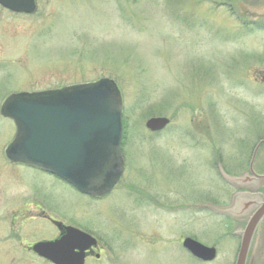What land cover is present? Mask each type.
<instances>
[{
	"label": "rangeland",
	"instance_id": "374dc122",
	"mask_svg": "<svg viewBox=\"0 0 264 264\" xmlns=\"http://www.w3.org/2000/svg\"><path fill=\"white\" fill-rule=\"evenodd\" d=\"M36 7L29 16L0 7V105L12 94L112 80L125 171L102 201L27 168L9 175L3 150L15 129L0 117V264H49L25 249L57 236L40 210L94 236L100 257L85 264H234L256 208L227 212L237 191L214 162L219 154L221 170L239 178L264 140V0H36ZM156 117L171 123L150 133L145 123ZM253 169L264 173V146ZM253 188L250 197L264 199V180ZM186 237L215 247L216 259L193 260L181 247ZM247 264H264V222Z\"/></svg>",
	"mask_w": 264,
	"mask_h": 264
},
{
	"label": "water",
	"instance_id": "95a60500",
	"mask_svg": "<svg viewBox=\"0 0 264 264\" xmlns=\"http://www.w3.org/2000/svg\"><path fill=\"white\" fill-rule=\"evenodd\" d=\"M0 6L15 14L31 15L36 10L35 0H0ZM122 101L116 84L110 79L63 87L38 93H19L7 97L0 106V115L13 121L16 134L5 150L13 163L26 162L67 182L82 194L100 197L112 191L123 173L121 157ZM169 124L166 118H150L145 128L160 132ZM249 170L252 176L224 180L237 188L248 187L264 176ZM257 210L242 232L235 264H246L252 237L264 218V201L258 197L234 198L232 211L244 215ZM54 226L59 238L32 245L31 252L51 264H84L87 252L96 247L91 236L59 222ZM182 247L194 258L209 262L216 256L214 248L205 247L185 238Z\"/></svg>",
	"mask_w": 264,
	"mask_h": 264
},
{
	"label": "flooded vegetation",
	"instance_id": "af4514ba",
	"mask_svg": "<svg viewBox=\"0 0 264 264\" xmlns=\"http://www.w3.org/2000/svg\"><path fill=\"white\" fill-rule=\"evenodd\" d=\"M170 123H171V120H170ZM170 123H169V125H170ZM208 133H207V127H206V125L204 124V127H202V129H201V131L199 132V136H200V146L199 147H203V148H206L207 147V138H206V135H207ZM188 136H190V132L188 133ZM216 144L217 143H215L214 145L216 146ZM212 145V144H211ZM8 146V145H7ZM6 146V147H7ZM218 146V145H217ZM5 147V148H6ZM202 148V149H203ZM250 146H248V147H246V148H243V149H240V151H245V152H248L250 149ZM4 151L5 150H3V157H4V160H5V162L10 166V169L12 170L13 168L14 169H18V168H27V169H29V170H32V171H35V172H39V173H41V174H45V175H48V174H46V173H44V172H42L41 170H39V169H37V168H35V167H32V166H29L28 164H26V163H12V162H10L9 160H7L6 159V157H5V154H4ZM254 151V148L252 149V152ZM216 152H219L220 154L222 153V148L220 149H218V151H216ZM245 152H242V154H244ZM241 153V152H240ZM252 155V154H251ZM217 159H216V161L214 162L215 164H217L216 165V167L217 168H221L222 167V160H221V158H220V156H219V154H217ZM238 161H240V163H239V165L240 164H243L244 162H245V160H244V158H238ZM249 163H250V159H249V161H248V164H247V167L249 166ZM15 172H17V170H15V171H8V173H9V175H11V174H16ZM256 174H258V173H256ZM259 175V174H258ZM48 176H50V175H48ZM50 177H52V178H54L57 182H59V183H62L59 179H57V178H55V177H53V176H50ZM248 185H251V182H248L247 183ZM247 185V186H248ZM32 194L34 195V191L32 190ZM246 194H248V192H247V190H238L237 191V193H236V195L238 196V195H246ZM88 199H90V198H88ZM90 200H101V198H95V199H93V198H91ZM36 210H38V209H36ZM36 212H39V213H41L40 215H42L43 216V218H44V220H47L51 225H52V221H56V220H54V219H51V218H48V217H46V216H44V212L42 211V210H40V211H36ZM258 232H259V229H258ZM57 235H58V232H57ZM256 237H257V234H256ZM56 238V237H55ZM54 239V238H53ZM101 253V250L99 249V246L97 245V247L95 248V249H93V250H90L89 252H88V254H87V256H88V258H90V259H98V257H99V254Z\"/></svg>",
	"mask_w": 264,
	"mask_h": 264
}]
</instances>
